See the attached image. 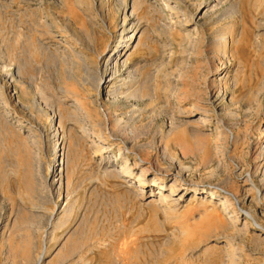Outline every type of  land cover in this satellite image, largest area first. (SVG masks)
I'll return each mask as SVG.
<instances>
[{
  "label": "rangeland",
  "instance_id": "374dc122",
  "mask_svg": "<svg viewBox=\"0 0 264 264\" xmlns=\"http://www.w3.org/2000/svg\"><path fill=\"white\" fill-rule=\"evenodd\" d=\"M0 264H264V0H0Z\"/></svg>",
  "mask_w": 264,
  "mask_h": 264
},
{
  "label": "bare ground",
  "instance_id": "6f19581e",
  "mask_svg": "<svg viewBox=\"0 0 264 264\" xmlns=\"http://www.w3.org/2000/svg\"><path fill=\"white\" fill-rule=\"evenodd\" d=\"M124 169V168H123ZM141 183V182H140ZM155 195H157V194H160L159 192H155L154 193ZM161 195V194H160ZM159 195V196H160ZM154 196V195H153ZM166 199H168V197L167 196H160V198L158 199V200H160V201H164V200H166Z\"/></svg>",
  "mask_w": 264,
  "mask_h": 264
}]
</instances>
